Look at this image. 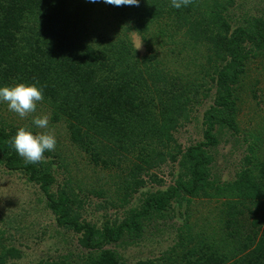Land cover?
Here are the masks:
<instances>
[{
  "label": "trees",
  "instance_id": "obj_1",
  "mask_svg": "<svg viewBox=\"0 0 264 264\" xmlns=\"http://www.w3.org/2000/svg\"><path fill=\"white\" fill-rule=\"evenodd\" d=\"M241 7L239 0H189L179 9L171 0H0V86L42 87L38 103L51 121L63 122L90 163L116 178L114 189L85 187L103 199L95 209L127 207L123 218L88 219L83 182L57 146L36 164L12 146L20 127L35 131L36 115L28 125L0 120V162L39 187L57 224L85 250L79 259L69 252L36 264H127L112 245L138 243L153 223L174 218L182 223L173 244L132 264H264V132L250 131L241 168L223 182L210 151L222 131L241 130L238 88L264 57V13L233 11ZM208 98L203 138L184 145L178 130ZM55 162L68 170L63 182ZM168 164L174 178L163 186L158 170ZM205 197L222 200L217 227L213 218L192 220L190 204ZM7 239L0 228V264L23 256Z\"/></svg>",
  "mask_w": 264,
  "mask_h": 264
},
{
  "label": "rangeland",
  "instance_id": "obj_2",
  "mask_svg": "<svg viewBox=\"0 0 264 264\" xmlns=\"http://www.w3.org/2000/svg\"><path fill=\"white\" fill-rule=\"evenodd\" d=\"M239 1L242 7L233 9L237 14L244 10L264 13V0ZM108 20L111 19L108 18ZM111 28L114 29L115 27ZM132 36L137 38L135 33ZM252 89H256L257 97L253 96L254 91ZM238 94V121L241 130L235 133L225 129L221 133L219 145L210 150L215 157L213 174L219 182L231 179L241 168L243 156L248 152L249 141H251L250 131L261 130L264 132V57H257V60L251 62L248 73L239 85ZM211 103L212 99L208 98L196 110L193 120L178 130L177 136L184 145L203 138L204 110L209 108ZM39 104H37L34 112L21 117L16 112L9 110L7 102H0V120H7L16 125H28L29 119L27 118L29 116L48 115V128L35 129V131H48L55 135L57 149L64 154L63 158L68 162L72 174L76 179L83 182V187L99 189L105 185L107 188L112 186L114 189L112 181L116 178L112 176L113 173L108 169L94 167L90 163L88 155L81 152L70 140L65 124L61 121L52 122L50 108ZM260 156H264V148L260 151ZM55 168L57 169L58 181L63 182L67 178L68 170L60 166L58 162H55ZM168 170L169 164L158 170L159 176L165 180L163 186H167L174 178ZM148 186L152 190L161 187L155 183H150ZM86 188L87 194H82V198L86 201L83 214L88 219L101 224L106 215L110 218L115 217L116 213L120 218L125 216L123 211L127 207L120 209L111 207L108 210L95 209L96 203L103 199L96 193L86 191ZM217 199L216 197L195 198L190 206L187 202L184 205L191 209L192 220L206 219L211 221L213 218V223L217 227L218 219L214 217L222 204V200L218 201ZM156 223L157 229L153 227V223L148 233L138 240V243L122 241L120 245H112V247L117 248L127 264L136 263L140 259L159 256L164 249L173 244L176 237V226L178 223H182V219H168L165 223L161 219ZM0 228L5 230L8 242L21 249L23 253L20 258L9 259L8 264H36L40 258H56V256L69 252L75 259L84 255L85 250L79 246L77 236L72 231L57 224L55 216L48 208L44 194L39 187L28 181L21 172H9L1 162ZM126 240L128 241V238Z\"/></svg>",
  "mask_w": 264,
  "mask_h": 264
},
{
  "label": "clouds",
  "instance_id": "obj_3",
  "mask_svg": "<svg viewBox=\"0 0 264 264\" xmlns=\"http://www.w3.org/2000/svg\"><path fill=\"white\" fill-rule=\"evenodd\" d=\"M104 2L115 6H137L140 0H104ZM188 2L189 0H171V6L179 9L187 5ZM141 44L137 46V49L141 47ZM42 99L43 89L37 84L21 82L13 86H0V102H7L9 110L16 112L21 117L34 112L38 102ZM32 123L36 129H47L49 117L46 114L37 116ZM11 144L27 163L36 164L44 159L46 151L51 152L55 149L57 139L51 132L34 131L31 127L22 126L12 138Z\"/></svg>",
  "mask_w": 264,
  "mask_h": 264
}]
</instances>
